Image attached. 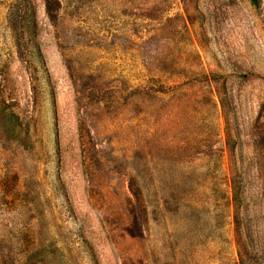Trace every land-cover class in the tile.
Returning <instances> with one entry per match:
<instances>
[{
    "label": "rangeland",
    "instance_id": "374dc122",
    "mask_svg": "<svg viewBox=\"0 0 264 264\" xmlns=\"http://www.w3.org/2000/svg\"><path fill=\"white\" fill-rule=\"evenodd\" d=\"M0 264H264V0H0Z\"/></svg>",
    "mask_w": 264,
    "mask_h": 264
}]
</instances>
